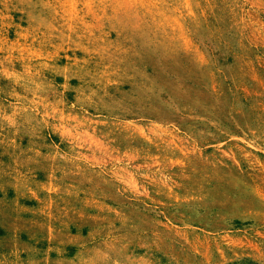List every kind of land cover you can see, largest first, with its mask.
Segmentation results:
<instances>
[{
    "label": "rangeland",
    "instance_id": "1",
    "mask_svg": "<svg viewBox=\"0 0 264 264\" xmlns=\"http://www.w3.org/2000/svg\"><path fill=\"white\" fill-rule=\"evenodd\" d=\"M0 264H264V0H0Z\"/></svg>",
    "mask_w": 264,
    "mask_h": 264
}]
</instances>
